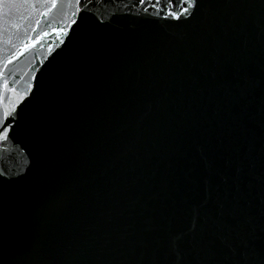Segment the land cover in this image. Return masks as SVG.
Instances as JSON below:
<instances>
[{"label": "water", "instance_id": "water-1", "mask_svg": "<svg viewBox=\"0 0 264 264\" xmlns=\"http://www.w3.org/2000/svg\"><path fill=\"white\" fill-rule=\"evenodd\" d=\"M0 264H264V0H0Z\"/></svg>", "mask_w": 264, "mask_h": 264}, {"label": "snow or ice", "instance_id": "snow-or-ice-1", "mask_svg": "<svg viewBox=\"0 0 264 264\" xmlns=\"http://www.w3.org/2000/svg\"><path fill=\"white\" fill-rule=\"evenodd\" d=\"M146 2V0H140V3H145ZM185 4L186 5H191V6H196V4H197V0H185ZM188 7H185L184 8V12L185 13H187L188 12ZM172 15V17L174 18V19H180V16H179V14H177V13H172L171 14Z\"/></svg>", "mask_w": 264, "mask_h": 264}]
</instances>
